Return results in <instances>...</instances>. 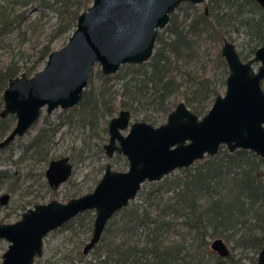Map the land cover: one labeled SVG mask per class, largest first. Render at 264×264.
Masks as SVG:
<instances>
[{"label":"water","instance_id":"water-1","mask_svg":"<svg viewBox=\"0 0 264 264\" xmlns=\"http://www.w3.org/2000/svg\"><path fill=\"white\" fill-rule=\"evenodd\" d=\"M264 8V0H256ZM82 11L68 42L50 52L45 66L34 75L26 73L9 80L3 92L1 116L13 114L16 124L0 139V151L24 136L41 118L57 108L76 106L84 95L90 75L99 64L104 75L115 74L122 65L143 64L154 54L159 32L180 4H204L206 0H90ZM208 13V6L205 8ZM222 55L228 65L226 92L217 95L200 117L185 101L168 114L166 122H131V111L122 109L110 119V139L105 144L111 158L115 151L128 161L127 170H116L109 162L93 191L66 202L52 199L27 209L13 222H0V239L10 242L1 264H34L43 255L44 238L89 210L95 211L90 240L83 247L88 254L101 240L113 216L128 207L145 182L162 180L171 172L193 166L206 156H215L224 146L264 158V44L255 55L243 60L231 41H225ZM260 63L255 69V64ZM127 134L123 131L128 129ZM69 156L52 159L46 178L58 189L73 175ZM10 194L0 197V204ZM211 249L221 256L230 253L225 240L216 238ZM255 264H264V245Z\"/></svg>","mask_w":264,"mask_h":264},{"label":"trees","instance_id":"trees-1","mask_svg":"<svg viewBox=\"0 0 264 264\" xmlns=\"http://www.w3.org/2000/svg\"><path fill=\"white\" fill-rule=\"evenodd\" d=\"M31 3L40 12L50 10L57 14L54 37L75 28L82 8L89 7L87 0H0V45L1 38L25 21L29 11L16 12L15 6ZM208 7L209 14L204 10L190 20H179L173 12L168 25L159 32L149 61L122 65L113 75H104L100 70L98 85L92 72L83 98L68 110L73 115L67 116L69 123L72 124L75 114L96 130L103 118V129L107 131L116 97L107 92L106 85L114 78L128 77L121 105L133 114L139 106H152L143 116L144 121L154 124L161 117L166 118L175 105H171V99L180 94L193 111L205 114L210 106L206 101L210 94L214 97L219 94L218 88L209 77L197 76L192 71H186L189 79L185 87L177 74L196 57L198 38L206 34L209 39L221 41L226 33L246 32L254 45L244 47L241 57L245 60L264 44V8L256 0H209ZM51 51L48 42L31 65L11 61L1 68L0 90H5L9 80L20 71L34 75ZM220 61L224 72H228L222 53ZM2 103L1 100L0 106ZM15 119L13 114L5 117L0 114V139L11 130ZM56 130L50 124L39 129L27 145L33 151L32 157L41 159L48 155ZM105 168L106 165L102 166L100 171ZM181 171V176L169 175L154 182L155 187L147 192L143 205L124 208L121 220L107 226L108 236H102L100 245H96L101 250L100 256L104 254L103 264H240L241 255L235 259L232 253L224 257L211 251L210 241L217 237L231 243L233 249L241 248L242 253L254 250L258 255L264 245V158L245 149L230 153L223 146L217 155L207 156ZM14 177L7 170H0V185L14 181L11 179ZM79 216L66 225H72ZM88 228L91 231L93 226ZM139 229L144 231L143 239L135 238ZM171 232H177L179 238H167ZM116 233L119 240L114 236Z\"/></svg>","mask_w":264,"mask_h":264},{"label":"rangeland","instance_id":"rangeland-1","mask_svg":"<svg viewBox=\"0 0 264 264\" xmlns=\"http://www.w3.org/2000/svg\"><path fill=\"white\" fill-rule=\"evenodd\" d=\"M87 1V4L90 6V0ZM208 3L209 0H206L204 4H189V2H184L179 5L175 12L179 20L185 18L190 20L198 17V15L205 10L206 6H208ZM32 6V3L27 6L22 4L15 6L16 12L21 10L25 12V10L28 9L29 11L25 14V21L15 25V29L12 32H7V34L1 38L0 69L11 61H18L21 65H31L37 58L44 44L51 42L53 50L60 49L68 42L70 36L74 32L76 26L72 30L54 37L58 25L57 14L50 10H46L44 11L45 13H43ZM225 8L224 6V9ZM82 10L84 11L86 9L82 8ZM198 39L196 43V57L186 64V66H183L181 70L177 71L178 80L182 81L186 87V82L189 79V75L186 71H192L197 76L203 75L209 77L213 85L218 88L219 94L224 95L226 92V80L229 75L228 65L226 67L228 72H226V70L224 72V67L220 61L224 40L234 42L240 55L244 47H249L251 44L254 45V42L251 43V36L243 31L226 33L221 41L209 39L206 34H203V36ZM45 64L46 63H41L39 70H41ZM259 64L260 63L255 64V69L258 68ZM100 70L101 66L97 64L92 71L94 72L93 74L96 78L97 85L101 83V79L97 77ZM22 72L23 71H20L19 75L23 74ZM127 79H129V77ZM127 79L122 80L114 78L106 85L108 89L107 92L116 97L114 103L115 112L113 116L108 117L107 131L103 129V118H101L99 126L95 130L91 128L89 123L84 124L80 116L74 114L75 112L73 113L75 117L72 120V124H70L68 117L73 116L68 113L70 108H57L50 114H47L46 108H44L39 121L33 125L24 136L17 138L9 147L0 151V170H7L9 174L15 176L11 178L14 181H4L0 185V197L5 193L10 194L9 201L4 205L0 204V222H15L21 218L26 209L32 208L38 203H46L51 199H58L66 202L71 197L81 196L93 191L103 176L105 169L100 171L102 166H105L108 162H111L113 168L116 170L128 169V161L123 154L117 153L110 158L104 149L110 137L108 123L112 117L118 115L119 111L123 109L121 100H123L122 94ZM185 87H183V90L181 88V91H184ZM3 92L4 90H0V101H3L0 106V111L4 108ZM216 96L214 97L212 94L209 95V100L206 101V103L209 102L208 104H210L209 108L212 106ZM180 101H185L182 94L176 99L172 98L171 105L174 103L175 107ZM152 108V106H148V108L139 106L136 114L131 113V122L142 120L143 116L149 113ZM203 115L204 114L200 115V117ZM162 118L163 117H161L159 122L154 123V125L159 126L166 122L167 117ZM15 124L16 119L12 128ZM49 124L53 129L57 130L48 146V155L44 158L36 159L32 157L33 151L31 148L27 149V145L41 127L49 126ZM128 130L129 128L124 130L123 134H127ZM65 155L70 157L74 165L73 175L58 189H53L47 181L46 169L52 159ZM198 162L201 161H197L195 164ZM181 169H177L167 176H181L183 175ZM152 187H155L154 182H145L136 198L130 202L129 206L143 205L145 196L147 192L151 191ZM95 215L94 210L86 211V213L84 212L83 215L79 216V219H76L72 225H64L50 232L44 238L43 255L38 257L34 264H103L104 254L100 256L101 250L98 249V246H95L88 254L83 253V247L92 236L93 229L90 231L88 227H90V225L93 226ZM121 218L122 211H119L113 216L107 226L111 223L119 222ZM81 223L84 225L81 226ZM108 234L109 232L105 229L102 236L105 237L108 236ZM114 236L117 240L120 239L119 233H116ZM168 237L171 239L179 238L177 232L169 233L167 238ZM135 238L143 239L144 231L139 229ZM222 239L225 240L224 238ZM213 240L215 239L212 238L210 243ZM225 242L229 247L230 253L236 255L235 259L239 258L241 255L242 260L240 264H255L258 255L256 256L254 250H248L246 253H242L241 248L233 249L231 243L226 240ZM100 243L98 245H100ZM8 246L9 241L0 239V264L3 260L2 255L7 250ZM211 251L219 254L214 250ZM210 255L211 254H209V257ZM212 257L215 258V256Z\"/></svg>","mask_w":264,"mask_h":264},{"label":"flooded vegetation","instance_id":"flooded-vegetation-1","mask_svg":"<svg viewBox=\"0 0 264 264\" xmlns=\"http://www.w3.org/2000/svg\"><path fill=\"white\" fill-rule=\"evenodd\" d=\"M205 12H206V11H205ZM206 14H209V8H208V13H206ZM225 41H227V40H224V42H225ZM228 41H230V40H228ZM231 42H232V41H231ZM233 43H234V42H233ZM254 55H255V54H254ZM240 56H241V55H240ZM241 58H242V57H241ZM242 59H243V58H242ZM250 59H251V58H250ZM224 60H225V59H224ZM243 60H245V59H243ZM248 60H249V59H248ZM225 62H226V61H225ZM258 66H259V65H258ZM254 67H255V66H254ZM186 104H187V103H186ZM121 110H122V109H121ZM121 110H120V111H121ZM120 111H119V112H120ZM194 112H195V111H194ZM112 118H113V117H112ZM109 139H110V137H109ZM108 142H109V141H108ZM106 144H107V143H106ZM9 146H10V145H9ZM9 146H8V147H9ZM117 153H118V152L115 151L114 155L117 154ZM119 154H120V153H119ZM114 155H113V156H114ZM65 156H68V155H65ZM108 157H109V156H108ZM59 158H60V157H59ZM111 158H112V157H111ZM55 159H56V158H55ZM108 163H109V162H108ZM110 163H111V162H110ZM111 164H112V163H111ZM106 165H107V164H106ZM104 171H105V170H104ZM99 181H100V180H99ZM85 194H86V193H85ZM77 197H78V196H77ZM71 198H73V197H71ZM69 199H70V198H69ZM51 200H52V199H51ZM32 208H33V207H32ZM28 209H29V208H28ZM26 210H27V209H26ZM26 210H25V211H26ZM81 214H82V213H81ZM79 215H80V214H79ZM79 215H78V216H79ZM78 216H76V217H78ZM21 217H22V216H21ZM76 217H75V218H76ZM75 218H74V219H75ZM18 220H19V219H18ZM72 220H73V219H72ZM16 221H17V220H16ZM5 223H6V222H5ZM10 223H13V222H10ZM65 225H66V224H65ZM9 244H10V242H9ZM7 249H8V248H7ZM43 252H44V246H43ZM36 259H37V258H36ZM35 261H36V260H35Z\"/></svg>","mask_w":264,"mask_h":264}]
</instances>
